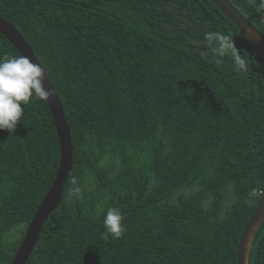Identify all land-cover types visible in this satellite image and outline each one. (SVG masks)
Instances as JSON below:
<instances>
[{"label": "trees", "instance_id": "obj_1", "mask_svg": "<svg viewBox=\"0 0 264 264\" xmlns=\"http://www.w3.org/2000/svg\"><path fill=\"white\" fill-rule=\"evenodd\" d=\"M229 1L264 35V0ZM0 17L45 69L73 145L61 201L25 264H237L264 189V68L234 23L209 0H0ZM210 32L249 54L246 72L215 62ZM19 56L0 33V60ZM59 161L48 103L33 97L15 132L0 130V264ZM110 207L125 216L119 240L102 236ZM248 264H264V219Z\"/></svg>", "mask_w": 264, "mask_h": 264}, {"label": "water", "instance_id": "obj_2", "mask_svg": "<svg viewBox=\"0 0 264 264\" xmlns=\"http://www.w3.org/2000/svg\"><path fill=\"white\" fill-rule=\"evenodd\" d=\"M222 13L230 19L240 31L244 39L252 47L264 68V35L259 29L250 23L246 17L229 0H209ZM0 33L3 34L17 48L20 55L26 56L34 63H41L35 56L29 44L20 32L7 20L0 17ZM42 66V65H41ZM47 74V73H46ZM44 86L52 95L46 101L52 113L59 146L60 161L56 178L50 189L42 199L36 212L26 228L23 239L10 264H25L29 259L44 222L59 205L64 185L73 165V145L71 131L68 125L64 109L58 94L55 91L48 76L45 77ZM264 219V189L259 201L251 214L249 221L244 226L237 245V264H248L249 254L256 232Z\"/></svg>", "mask_w": 264, "mask_h": 264}, {"label": "clouds", "instance_id": "obj_3", "mask_svg": "<svg viewBox=\"0 0 264 264\" xmlns=\"http://www.w3.org/2000/svg\"><path fill=\"white\" fill-rule=\"evenodd\" d=\"M206 39L213 44L212 52L216 63L229 57L238 72L248 70L249 54L241 51L229 36L210 32L206 34ZM46 76L43 66L26 56L0 60V130L14 133L17 123L24 115V105L29 104L33 97L46 100L52 95L44 86ZM81 196L82 190L73 179L69 197L79 199ZM124 219L125 216L118 207L108 208L103 220V238L121 239L126 232Z\"/></svg>", "mask_w": 264, "mask_h": 264}, {"label": "rangeland", "instance_id": "obj_4", "mask_svg": "<svg viewBox=\"0 0 264 264\" xmlns=\"http://www.w3.org/2000/svg\"><path fill=\"white\" fill-rule=\"evenodd\" d=\"M192 190H193L192 188H187L185 190L178 191L170 197V200L175 202L179 196H181V195L186 196V195L190 194ZM231 202H232L231 199L227 200L224 203V208L228 207L231 204Z\"/></svg>", "mask_w": 264, "mask_h": 264}]
</instances>
